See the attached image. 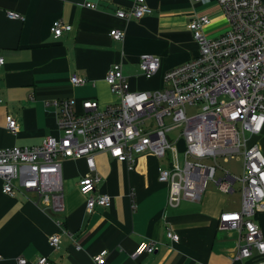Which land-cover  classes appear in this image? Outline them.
<instances>
[{
    "label": "crops",
    "instance_id": "obj_1",
    "mask_svg": "<svg viewBox=\"0 0 264 264\" xmlns=\"http://www.w3.org/2000/svg\"><path fill=\"white\" fill-rule=\"evenodd\" d=\"M133 1L0 0V56L4 59L0 148L33 147L47 137L59 138L52 100L70 98L77 112L85 100L96 101L101 108L116 103L105 82L114 64L121 65L131 90H160L166 71L198 55V44L188 29L192 20L210 19L203 29L209 38L227 29L218 0H145L151 9L148 15L128 21L115 16L118 10L130 9ZM88 2L94 9L85 7ZM9 11L23 20L7 18ZM57 20L70 29L54 38L50 27ZM114 29L123 32L122 40H112L109 33ZM143 55L159 60V69L150 79L138 69ZM73 74L86 83L73 86L69 81ZM8 116L18 124L15 134L6 129ZM253 142L264 153V128ZM60 161L64 195L60 214L44 211L33 196L3 194L0 179V264H18V259L34 264L40 257L48 258L50 264H95L93 257L103 252L104 264H264V254L256 250L249 258L234 261L237 233L218 229L220 214L240 209V186L236 203L226 196L236 193L237 183L225 194L212 182L214 188L205 190L199 201L182 200L171 208L166 205L168 187L157 180L163 161L141 154L128 168L99 152L94 164L101 181L94 195H108L111 205L88 212L78 188L87 174L85 161ZM254 223L264 240V213H258ZM167 229L179 236L177 243L167 239ZM52 235L59 237L57 249L49 244ZM151 240L160 243L157 251L130 258L140 242Z\"/></svg>",
    "mask_w": 264,
    "mask_h": 264
},
{
    "label": "built area",
    "instance_id": "obj_2",
    "mask_svg": "<svg viewBox=\"0 0 264 264\" xmlns=\"http://www.w3.org/2000/svg\"><path fill=\"white\" fill-rule=\"evenodd\" d=\"M227 29L218 37L209 38L203 29L210 24L201 16L188 24L198 44L196 58L171 68L163 75V86L153 92L133 91L124 77L120 64L112 65L105 82L116 97V103L99 107L93 100L81 104V112L74 109L70 98L55 99L50 104L56 110L59 138L47 137L33 147L0 148V179L2 193L10 197L16 192L36 198L49 214L64 212L61 161H85L87 174L78 183L85 198V208H107L111 198L94 195L101 179L95 173L94 155L108 153L111 158L132 168L135 158L150 154L164 162L159 166L157 180L168 187L166 205L176 208L182 200L199 201L209 182L222 193L240 186L239 211L224 212L218 219V229L234 231L238 239L232 253L234 261L249 258L252 251L264 254V240L254 217L264 213V153L250 138L258 136L264 126V4L261 0H218ZM85 7L94 9L88 2ZM151 9L145 0H134L126 11L118 10L119 19H140ZM12 20L23 18L6 12ZM60 21H54L50 32L58 38L69 30ZM114 41L123 38V32L109 33ZM4 59L0 56V66ZM141 76L150 79L159 69V60L150 55L141 56L138 64ZM73 86H82L86 79L73 74ZM1 102V100H0ZM201 104L194 116L186 115V107ZM165 120H168L167 122ZM6 129L15 134L16 120L8 116ZM178 130L176 142L184 143L182 161L168 134ZM236 155L242 156L241 174L224 172L215 180L220 165ZM135 205H132L134 207ZM59 225V222H57ZM173 243L179 236L166 230ZM49 244L58 248L59 237L52 235ZM156 241L140 242L131 259L158 250ZM95 264H104L105 253L93 257ZM18 264H25L18 259ZM34 264H50L40 257Z\"/></svg>",
    "mask_w": 264,
    "mask_h": 264
},
{
    "label": "rangeland",
    "instance_id": "obj_3",
    "mask_svg": "<svg viewBox=\"0 0 264 264\" xmlns=\"http://www.w3.org/2000/svg\"><path fill=\"white\" fill-rule=\"evenodd\" d=\"M200 106L201 104H198L196 106H188L186 107V115L188 117H191V116H194L195 114H197L199 111H200ZM166 122L168 120H165ZM264 128V126H263ZM177 132L178 130H174L172 131L171 133L168 134V136L173 140L175 141L176 138H177ZM246 138H249L251 139V141L254 140V138H250L249 135L247 134L246 135ZM173 146L176 147V150L178 152V156H179V160L182 161V155H183V152H184V143H183V140L180 139L178 140L177 142L175 141V143H173ZM217 162L218 164L220 165V169H217V172H216V175H215V180H218L220 179L221 177H223V173L224 171H228L230 172L231 174H233L234 176H240L241 174V165H242V156L241 155H236L233 159L225 162L224 160H222V158H218L217 159ZM214 188V184L212 182H209L208 183V187L206 189L207 190H210ZM235 190H236V193L233 195V196H230V195H226L229 200L234 203H236V199H237V196H238V189H239V184L237 183L235 186H234Z\"/></svg>",
    "mask_w": 264,
    "mask_h": 264
}]
</instances>
